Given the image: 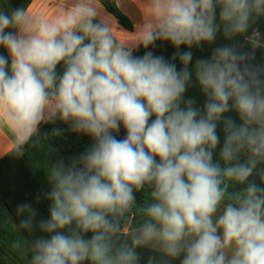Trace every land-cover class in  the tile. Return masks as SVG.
<instances>
[{
    "label": "clouds",
    "instance_id": "clouds-1",
    "mask_svg": "<svg viewBox=\"0 0 264 264\" xmlns=\"http://www.w3.org/2000/svg\"><path fill=\"white\" fill-rule=\"evenodd\" d=\"M8 2L0 0V120L15 156L57 118L94 141L71 166L49 165L47 219L17 207L21 226L41 233L29 264H143V249L162 264H264V66L235 43L191 69V51L177 52L180 70L134 54L157 41H233L264 17V0H139L135 33L118 30L101 0H55L47 16Z\"/></svg>",
    "mask_w": 264,
    "mask_h": 264
},
{
    "label": "trees",
    "instance_id": "trees-1",
    "mask_svg": "<svg viewBox=\"0 0 264 264\" xmlns=\"http://www.w3.org/2000/svg\"><path fill=\"white\" fill-rule=\"evenodd\" d=\"M33 0H9L8 9L29 8ZM103 6L127 29L133 30L132 21L118 8L115 0H101ZM149 48H139L134 54L143 56ZM151 52V51H150ZM157 56L156 51H152ZM0 54L8 57L6 49L0 47ZM10 64V57H9ZM63 64L57 66L56 72L62 75ZM189 95L197 97L200 104L203 96L199 90H190ZM231 118L239 123V115L235 111L228 113ZM154 119V118H153ZM220 136V145L224 140L222 126L217 128ZM117 139H124L126 131L123 126L115 133ZM94 141L90 135L74 131L71 122H63L57 118L54 122H43L39 126V144L29 147L25 155L17 158L14 149L0 159V264H29L30 246L33 239L41 235L38 229L26 230L21 226L23 215L17 211L22 204H31L37 213L36 219L48 218L49 202L45 194L50 190L46 179V171L52 163L63 162L68 167L73 164L83 153L89 150ZM147 198V193H136V201L142 204ZM19 242L20 247H13ZM142 262L146 264L149 257H155L158 264H162V256L152 249L141 250ZM174 264H179V260Z\"/></svg>",
    "mask_w": 264,
    "mask_h": 264
},
{
    "label": "crops",
    "instance_id": "crops-1",
    "mask_svg": "<svg viewBox=\"0 0 264 264\" xmlns=\"http://www.w3.org/2000/svg\"><path fill=\"white\" fill-rule=\"evenodd\" d=\"M118 8L132 21L133 30H127L123 28L118 20L107 11L104 7L106 14L112 16L115 20L118 30L135 33L137 27L141 26L144 22L143 13L139 8V0H115ZM55 0H33L29 6V10L37 15H50ZM226 43H235L238 45L241 51H250L253 53L252 63L257 66H264V17H259L252 24L248 33L242 37H237L233 41H226L222 35H218L217 40L214 45L209 46L204 44L200 48L193 47L188 49L186 46H181L179 49H176L170 42L167 41H157L154 45L149 46V50L156 51L157 56H163L167 61L174 62L177 66V69H182L183 65L179 61V56L176 55L177 52H186L191 51L193 54V60L189 65L190 69L194 67L196 60L208 58L211 54L212 48L216 46H222ZM176 56V59L173 60V56ZM190 90H198L193 87ZM15 148L13 142V137L10 130L7 128L6 123L0 120V159L3 158L8 152ZM2 219L3 217L0 216ZM3 226L0 227V234H3Z\"/></svg>",
    "mask_w": 264,
    "mask_h": 264
}]
</instances>
